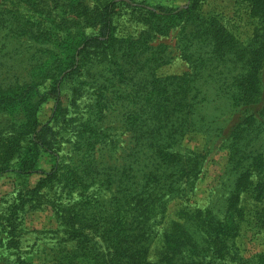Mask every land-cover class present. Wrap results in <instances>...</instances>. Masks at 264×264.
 <instances>
[{
    "label": "trees",
    "instance_id": "trees-1",
    "mask_svg": "<svg viewBox=\"0 0 264 264\" xmlns=\"http://www.w3.org/2000/svg\"><path fill=\"white\" fill-rule=\"evenodd\" d=\"M209 1L153 6L125 29L106 3L98 33L65 29L40 82L0 84V174L27 178L42 151L56 159L0 211V264H36L21 251L23 215L46 207L57 225L49 233L61 236L39 264H264V249L244 250L246 237L264 244V0ZM7 8L0 30L13 23ZM177 27L189 70L166 74L172 58L152 41ZM211 97L221 117L204 116ZM190 136L201 147L185 154ZM218 146L228 156L221 215L188 204ZM170 203L157 241L152 221Z\"/></svg>",
    "mask_w": 264,
    "mask_h": 264
},
{
    "label": "rangeland",
    "instance_id": "rangeland-1",
    "mask_svg": "<svg viewBox=\"0 0 264 264\" xmlns=\"http://www.w3.org/2000/svg\"><path fill=\"white\" fill-rule=\"evenodd\" d=\"M34 1L0 0V7L3 10L8 9L7 7L14 10V14L10 15V18L14 17L12 25L0 30V62L2 63L0 71L3 72L0 76V84L13 83L15 80L19 84L40 82L41 77L46 76V74L37 73L38 66L41 67L52 56V52H55L56 49L55 44L60 45L63 42L65 29L80 25L87 27L83 30L87 35L98 33L102 22L101 11L106 3L112 2L115 4V23L124 29L135 25V22H133L134 25L129 22L131 14L153 11V6L177 9L187 3V0H147L149 4H145V0H37L38 5H33ZM77 2L83 5L77 6ZM214 4L219 5L221 3L217 0ZM218 9L223 11L224 7L220 5ZM225 12L230 14L228 9H225ZM226 14L225 16H227ZM47 28L48 30L50 28L53 30L47 31ZM94 28L96 29L94 30ZM179 29L178 27L173 28L169 33L161 35L152 41L153 46L165 45L167 48L166 53L172 58L171 64L162 69V72L166 74L182 75L189 70V64L182 60L177 48ZM207 103L204 110V116H207V119L217 118V116H220L222 108L224 109L225 107L221 108L219 98L211 97L210 102ZM51 106L52 104L49 103L44 107L42 118L50 114ZM120 137L123 143L121 144L124 146V141L129 136L120 134ZM189 138L185 148L180 149L185 154L191 151L195 152L201 147L200 138L197 140H193V136ZM100 155H104L106 159V150H103V153L100 152L99 157ZM39 157L37 171L27 178H18L11 171L0 174L1 212L12 204L14 193L26 185L34 188L39 180L44 177L43 173H48L53 169L56 163L54 156L42 151ZM227 161V152L219 149V146L214 147L210 151L205 161L203 174L196 184L195 197L188 203L190 206H207L212 208L218 215H221L226 195L219 189L225 175ZM176 207V203H170L168 213L164 217L161 216L160 218L159 216L152 221L157 223L155 227L156 234H158L156 237L157 241L164 228L173 218ZM56 227L57 225L50 208L27 211L23 215L22 228L26 234L22 240L21 251L26 256V253L29 255L32 252L31 260L39 264L44 260L43 253L54 245L61 236L49 233L50 230H54ZM153 230L155 229L153 228ZM263 249L264 244L258 237H246L244 248L246 258L257 254ZM236 262L230 264H239Z\"/></svg>",
    "mask_w": 264,
    "mask_h": 264
}]
</instances>
